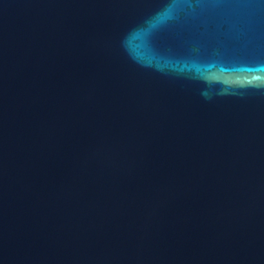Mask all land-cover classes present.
<instances>
[{"label": "water", "instance_id": "water-1", "mask_svg": "<svg viewBox=\"0 0 264 264\" xmlns=\"http://www.w3.org/2000/svg\"><path fill=\"white\" fill-rule=\"evenodd\" d=\"M0 264H264V0H0Z\"/></svg>", "mask_w": 264, "mask_h": 264}]
</instances>
